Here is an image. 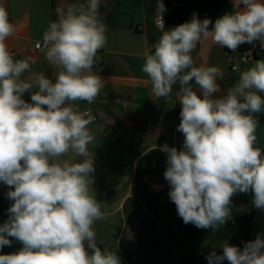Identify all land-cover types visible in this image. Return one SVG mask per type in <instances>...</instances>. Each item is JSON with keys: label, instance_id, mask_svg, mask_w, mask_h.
I'll return each instance as SVG.
<instances>
[{"label": "clouds", "instance_id": "9594fccd", "mask_svg": "<svg viewBox=\"0 0 264 264\" xmlns=\"http://www.w3.org/2000/svg\"><path fill=\"white\" fill-rule=\"evenodd\" d=\"M101 3L61 0L57 19L44 31L42 45L37 44L56 70L55 79L41 70L34 82L22 77L37 61L14 59L9 52L6 41L16 28L0 5V183L9 187L6 196L13 201L0 225V249L10 247L13 239L22 244L16 253L0 255V264H122L117 251L97 245L94 226L107 213L92 188L95 166L89 145L95 137L89 125L96 118L78 107L80 101L92 104L105 87L93 71L98 51L107 44ZM233 9L217 18L212 30V21L195 13L165 30L167 9L157 0L162 35L143 53L142 71L152 97L167 99L173 85L180 84L176 130L184 142L180 150L167 143L160 147L167 154L168 197L185 224L213 231L232 219L237 193H253V206L264 211V154L255 147L257 114L264 113V59L241 71L238 82L217 97L222 70L195 66L192 56L210 35L233 53L256 41L264 50V0H233ZM233 70L240 71L239 64ZM33 87L38 91L27 102L23 94ZM221 247L222 254L206 256L208 264H264V234L245 242L243 249L227 240Z\"/></svg>", "mask_w": 264, "mask_h": 264}, {"label": "crops", "instance_id": "0c3cea01", "mask_svg": "<svg viewBox=\"0 0 264 264\" xmlns=\"http://www.w3.org/2000/svg\"><path fill=\"white\" fill-rule=\"evenodd\" d=\"M70 2V0H68ZM83 3L85 0H75ZM167 11L165 30L190 21L195 13L199 19L209 18L212 30L217 18L232 13L233 0H162ZM61 0H0L6 7L9 20L16 32L7 39L14 59L31 57L37 63L22 79L35 81L43 70L55 79V69L48 65L43 53L42 35ZM243 8V5H241ZM157 0H102L100 14L107 27L106 46L98 51L93 71L104 79L105 87L92 104L80 101L78 107L91 110L95 122L89 125L95 140L89 145L94 156L93 184L95 197L101 202L106 219L96 222L97 245L117 251L122 264H208L206 256L212 251L222 254L221 244L239 246L250 218L253 193H237L232 197V219L219 229H199L185 224L177 215L176 205L168 197L169 185L164 178L167 154L160 147L182 148L184 135L176 129V117L181 104L176 98L180 89L177 82L167 99L156 100L151 95V83L142 71L144 51L158 42L163 30L156 27ZM259 41L255 42V48ZM260 48V47H259ZM259 51V50H257ZM256 51V52H257ZM154 52V48H153ZM244 52H232L213 43L211 35L198 43L192 56L195 66H217L223 78L217 83L220 96L226 94L239 80L240 72L264 59V51L246 63L241 62ZM233 63L240 71L231 69ZM199 95V88L192 82ZM33 87L23 94L31 102ZM264 96V93H260ZM255 147L264 154V113L257 114ZM68 156L61 160L69 159ZM9 187L0 183V219L8 218L13 203L7 198ZM264 234V211L259 210L252 220L251 241ZM12 239V238H10ZM22 244L13 239L12 245L0 249V255L20 250ZM223 264H230L227 260Z\"/></svg>", "mask_w": 264, "mask_h": 264}, {"label": "trees", "instance_id": "16d2710c", "mask_svg": "<svg viewBox=\"0 0 264 264\" xmlns=\"http://www.w3.org/2000/svg\"><path fill=\"white\" fill-rule=\"evenodd\" d=\"M70 2H75V0H70ZM260 47V46H259ZM264 50H262L261 48L259 49V51L255 52V55L257 56L259 53L263 52ZM96 66V65H95ZM259 211V209H256L253 206V203L250 204V218L248 220L247 226L244 229V232L242 234L240 243H239V248L243 249L244 247V243L247 241H251V230H252V220H253V216L255 213H257Z\"/></svg>", "mask_w": 264, "mask_h": 264}, {"label": "built area", "instance_id": "2783aa9c", "mask_svg": "<svg viewBox=\"0 0 264 264\" xmlns=\"http://www.w3.org/2000/svg\"><path fill=\"white\" fill-rule=\"evenodd\" d=\"M158 18H159V13L157 12V14H156V19H155V24H156V27H157L159 30H162V29L158 26V24H157V20H158ZM163 21H164V28H165V26H166V19H165V16H164V15H163ZM35 47H36V49H39V48L37 47V44H36ZM11 54L13 55V57L16 56V53H15V52H12ZM254 57H255V54H254V51H253V50L246 51V52H244L243 55L241 56V62H242V63H246V62H248L249 60H251V59L254 58ZM236 64H238V63H233L232 66H231V69H233V68H234V65H236ZM239 67H240V65H239ZM180 112H181V111H179V113H178V115H177V117H176V120H175L177 123L181 121V119H180Z\"/></svg>", "mask_w": 264, "mask_h": 264}, {"label": "water", "instance_id": "95a60500", "mask_svg": "<svg viewBox=\"0 0 264 264\" xmlns=\"http://www.w3.org/2000/svg\"><path fill=\"white\" fill-rule=\"evenodd\" d=\"M239 51L241 52H246V51H250V50H253L254 51V54L257 50H259L260 48L257 47L255 48V42L253 44H242V45H239L238 48H237ZM256 56V55H255ZM8 218H3V219H0V225H2Z\"/></svg>", "mask_w": 264, "mask_h": 264}]
</instances>
